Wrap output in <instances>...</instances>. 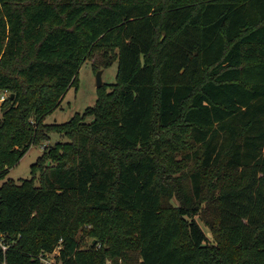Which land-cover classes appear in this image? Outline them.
I'll list each match as a JSON object with an SVG mask.
<instances>
[{
  "label": "trees",
  "instance_id": "trees-1",
  "mask_svg": "<svg viewBox=\"0 0 264 264\" xmlns=\"http://www.w3.org/2000/svg\"><path fill=\"white\" fill-rule=\"evenodd\" d=\"M96 52L116 81L46 122ZM7 90L0 181L68 140L0 184V264H264V0H0Z\"/></svg>",
  "mask_w": 264,
  "mask_h": 264
},
{
  "label": "rangeland",
  "instance_id": "rangeland-1",
  "mask_svg": "<svg viewBox=\"0 0 264 264\" xmlns=\"http://www.w3.org/2000/svg\"><path fill=\"white\" fill-rule=\"evenodd\" d=\"M102 53L96 52L90 58H88L85 63L82 65L79 71V85L72 86L65 97L61 105L55 109L52 113L46 116V122H64L69 120L73 115L77 112H84L85 109L89 106H93L97 102L98 92H97V72L95 68L104 69L103 72V80L104 83H113L116 81V75L118 71V61L113 64L103 67L104 60L102 59ZM103 83V84H104ZM102 84V85H103ZM11 92L1 91L0 92V121L3 117V109L2 103L9 96ZM4 96V98H3ZM66 141L68 140L66 136L61 133H52L51 139L44 140L41 143L33 144L28 152L21 158L18 164L11 167L7 177L0 181V184L8 179L15 180L16 182H20L22 178H30L32 176L31 166L34 162L37 161L38 157L43 153L44 149L53 145L57 141ZM204 224V223H203ZM204 226L207 228L210 237L212 238V233L208 229L205 224ZM87 242H90L92 238L84 237ZM97 240V239H96ZM94 242V240H92ZM97 242V241H96ZM101 242L99 243L100 246ZM48 258L56 261V253L50 255ZM139 259V254H133V262L136 263ZM108 264H113L109 261Z\"/></svg>",
  "mask_w": 264,
  "mask_h": 264
},
{
  "label": "built area",
  "instance_id": "built-area-1",
  "mask_svg": "<svg viewBox=\"0 0 264 264\" xmlns=\"http://www.w3.org/2000/svg\"><path fill=\"white\" fill-rule=\"evenodd\" d=\"M3 98H4V96H3ZM0 245L3 247L4 250H6L8 248V244H6V242H5V236L4 235H0ZM55 252H52V253L43 252L39 256L40 259L42 260V263L43 264H56L55 260H52V259L48 258L50 255H53Z\"/></svg>",
  "mask_w": 264,
  "mask_h": 264
},
{
  "label": "water",
  "instance_id": "water-1",
  "mask_svg": "<svg viewBox=\"0 0 264 264\" xmlns=\"http://www.w3.org/2000/svg\"><path fill=\"white\" fill-rule=\"evenodd\" d=\"M103 72H104V69H99L98 72H97V86H101L103 83H104V80H103ZM97 240L95 239L94 242H96Z\"/></svg>",
  "mask_w": 264,
  "mask_h": 264
}]
</instances>
